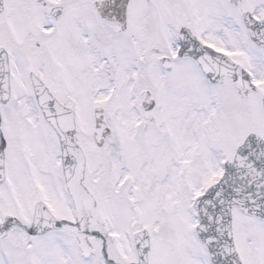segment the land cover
Here are the masks:
<instances>
[{
	"label": "snow or ice",
	"instance_id": "1",
	"mask_svg": "<svg viewBox=\"0 0 264 264\" xmlns=\"http://www.w3.org/2000/svg\"><path fill=\"white\" fill-rule=\"evenodd\" d=\"M0 264H264V0H0Z\"/></svg>",
	"mask_w": 264,
	"mask_h": 264
}]
</instances>
